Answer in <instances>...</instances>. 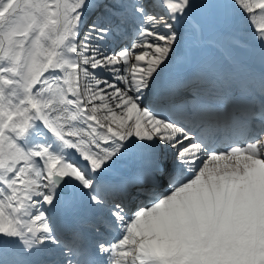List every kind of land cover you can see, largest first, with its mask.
Returning a JSON list of instances; mask_svg holds the SVG:
<instances>
[{"label": "snow or ice", "instance_id": "snow-or-ice-1", "mask_svg": "<svg viewBox=\"0 0 264 264\" xmlns=\"http://www.w3.org/2000/svg\"><path fill=\"white\" fill-rule=\"evenodd\" d=\"M0 264H264V0H0Z\"/></svg>", "mask_w": 264, "mask_h": 264}]
</instances>
